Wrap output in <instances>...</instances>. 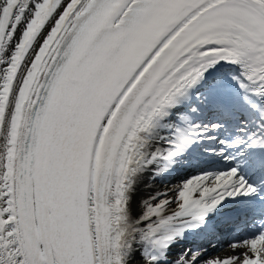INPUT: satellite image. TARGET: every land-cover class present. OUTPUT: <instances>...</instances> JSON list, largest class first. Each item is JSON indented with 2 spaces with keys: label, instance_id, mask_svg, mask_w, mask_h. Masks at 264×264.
<instances>
[{
  "label": "snow or ice",
  "instance_id": "1",
  "mask_svg": "<svg viewBox=\"0 0 264 264\" xmlns=\"http://www.w3.org/2000/svg\"><path fill=\"white\" fill-rule=\"evenodd\" d=\"M0 264H264V0H0Z\"/></svg>",
  "mask_w": 264,
  "mask_h": 264
},
{
  "label": "bare ground",
  "instance_id": "2",
  "mask_svg": "<svg viewBox=\"0 0 264 264\" xmlns=\"http://www.w3.org/2000/svg\"><path fill=\"white\" fill-rule=\"evenodd\" d=\"M227 250V249H226ZM228 251V250H227ZM231 255L230 251H228L226 254L220 255L219 257H224V256H228Z\"/></svg>",
  "mask_w": 264,
  "mask_h": 264
}]
</instances>
